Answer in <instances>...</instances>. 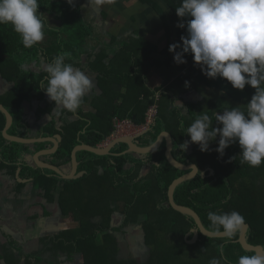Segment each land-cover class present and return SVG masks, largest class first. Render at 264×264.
I'll list each match as a JSON object with an SVG mask.
<instances>
[{
    "label": "trees",
    "instance_id": "1",
    "mask_svg": "<svg viewBox=\"0 0 264 264\" xmlns=\"http://www.w3.org/2000/svg\"><path fill=\"white\" fill-rule=\"evenodd\" d=\"M140 1L144 2L148 0ZM161 1L165 3L162 7H160L159 2L155 3L154 0L149 1L154 6H157V8H160V14L166 11H173L176 15V7H179L182 3V0ZM38 2V13H43L45 16L48 15V22L50 21V25L45 23V37L42 42L32 48H25L21 42V37L12 29L10 24L0 25V77L12 85L8 91L0 96V103L11 113L14 119L13 125L8 133L26 138L29 134V127L24 119L23 103L37 101L40 106H42V110L48 112H51L55 106L54 102L46 101L47 95L39 87L40 82L45 80L47 73L43 72L38 76L33 68L42 71L44 64L51 62L54 56L65 51L71 54L70 59L65 62L71 63L74 67L79 65L84 56H87L88 59L94 56L95 59L90 62L89 69L100 73L98 81L107 83L109 86H103L101 91V98H104L107 107L90 113L79 111L80 115L83 113V115H81L82 118L70 125L64 124L59 127L56 122L52 121L46 126L50 134H59L62 137V143H60L58 151L51 157L62 162V165L70 166L73 149L81 144L90 145L95 148L99 147L100 144L106 139L108 140L114 133L117 119H131L136 117L135 120H132L136 125L144 124L149 103L146 105L142 104L140 96L137 97L136 93L140 95L144 92L146 96H151V99L153 96L156 98L159 91L149 90L147 92V88L143 86V82H140L141 80L143 81L142 73L138 70L141 62L136 63L132 53H128V50L132 49L129 45H125L123 48V51H125L128 56L123 57V59L116 56L115 35L111 36L112 42L105 46L102 42L103 35L98 31V27L83 16L81 12L82 6L76 3L70 5L67 0H38ZM178 19L180 22L181 18L178 17ZM104 25L105 22L103 26ZM103 26L100 28L101 31ZM185 29L178 31L179 33L177 36L179 40L174 43H182L180 38L182 35H186ZM167 30L171 33L169 27ZM98 40L102 43L94 46V42ZM171 44L172 41L168 42V49ZM135 66H138L137 70ZM141 66L145 65L141 64ZM192 68L195 72L199 70V66L196 65H193ZM7 69H13L15 72L9 74ZM118 69L123 70L124 75L116 78L112 77L111 74L117 73ZM126 69L134 70L126 72ZM144 69L142 70L144 71ZM138 72H140V74H138ZM36 75L39 78H36ZM120 78H125L127 82L125 83L126 88L123 93L117 91V89H111L113 88L112 82L115 80L118 81ZM197 78L206 80L210 85L209 87H216L217 90L235 95L234 97L239 99L245 98L246 100H250L255 91L247 85L243 91L236 90L232 88L230 83L220 77L205 79L199 76ZM131 93L135 94L132 95ZM159 94H161V92ZM108 96L111 100L108 99ZM129 98L136 100L134 103L130 104ZM119 99H123V101L118 103ZM199 110L200 113L204 111V109L199 107L197 111H194L191 115L195 118ZM207 111L212 116L210 118L212 119L213 127H220V125L215 123V109H207ZM162 113L160 104L159 116L155 124L145 133V141L142 146H151L156 142L162 132H171L158 122L161 116L160 114ZM171 115L175 123L181 128V121L184 117L180 116L177 110L172 112ZM184 121L187 122L188 120L184 119ZM5 124L6 118L0 111V171L9 170L10 174L16 175L17 171L20 170L19 178H24L25 176L33 177V181H35L33 184L34 187L38 190H44L46 197L51 201L54 199L53 193L59 190V185L63 183L64 191H59L58 207L60 215L65 219L69 217L70 211L75 212L76 210L79 213L82 211L81 214L83 216L88 215V217L96 214L102 215L103 219L100 222L99 219H95L99 222L100 227L98 230L90 231L88 229L90 231L88 235L84 238L80 237L75 240L72 245L74 252L67 256V260L73 258L72 255H81L83 259L91 262V264H147V262L132 259L131 257H121L119 245L117 243V233L124 234L125 228L143 222L142 227L144 231L146 230L145 233L149 231L150 237V240L146 239L144 245L147 246L148 244L150 246V243L152 244V246L149 247V251L152 253V257L149 261L150 264H178L180 261L179 255L180 252H182L183 246L188 247L184 236L189 231V227L196 225L191 217L174 211L169 204L167 196L169 186L175 179L186 174V172L178 171L168 163L165 156V142L156 152L144 155L145 161L134 157L132 158L130 154H122L119 156L118 154L128 149L126 144H117L110 155L107 156L97 157L87 151L78 152L77 161L80 169L83 168L86 172L85 175L91 173L100 161H105V166L100 164V168H104L106 173L103 175L104 177H98L99 181L108 185V187L105 188L107 190V192H105L107 195L104 199L101 198L98 200V203L95 204L96 201H94V198L99 194L97 189L99 187H97V182L99 183L98 180L93 182V186L90 189L94 194L90 195L92 197L91 200V197L86 196L84 193L81 194V191H83V186L81 184L86 176L84 179L78 178L73 181H67L56 175L54 171H42L31 167L25 162L24 157L29 151V148L27 146L10 143L3 137L2 131ZM178 134H181V137H179L182 138L181 140L175 139L171 134L173 138L172 154L175 160L183 164L190 163L197 165L198 163L201 168L197 165L199 168L198 175L194 179L186 181L177 187L175 191V202L193 209L199 215L204 227L209 231L210 221L207 219L208 212L226 213L233 210L239 212L244 217L245 224L249 226L247 241L251 245L264 247V184H260L261 180L264 181V162H262L259 167L255 168L249 167L247 164H241L240 156L237 155V153L241 151L238 143L230 145L225 150L222 157L216 151L213 153H210V151L201 152L197 144L193 145L194 150L192 153L186 155L184 153L186 150L180 149L181 143L179 142L182 141L184 143L190 139L186 138L188 136L187 134L185 136V134L180 131ZM217 138H219V136H217ZM45 145L47 144L41 143L37 145V147L43 149ZM202 155L205 156L202 158L200 157ZM110 158L116 162L115 167L110 166ZM145 164L148 166L150 164L154 179L139 177ZM127 165H132L130 170L125 169ZM207 165H210L212 168L207 167ZM224 165H228L229 168H227V170L231 171L228 172L229 176L233 172L231 166H235L236 169L240 171L237 175L242 179H237L235 175L231 179V182L228 175H224L223 173L222 169ZM97 171L98 170L93 172L95 176ZM110 173L114 175L111 176ZM19 186L22 187V184H19ZM95 192H97V194ZM158 193L161 197L158 200L156 198L152 200L151 197ZM121 197L123 199L120 201ZM137 197L141 202L148 201V207L151 212L158 213L163 210L168 212L169 209L173 215L168 216L167 213L166 218H157L153 216L152 222H150L147 220L149 219L147 213L139 210ZM84 201L89 203L87 211L86 209L82 210ZM115 212L120 214V216L123 215V222L119 227L110 226L108 221L111 213ZM177 217L179 220L183 221V224H179ZM75 219L77 221L80 220L77 217H75ZM89 223L90 221L87 225H89ZM160 229L165 233L169 232V239L172 242L169 241L162 246L158 245L157 231ZM99 235L103 236V241L106 243L103 247H101V242L98 240ZM111 236H114L113 244L108 242ZM238 238L239 234L234 236L230 241L227 240V238L211 239L200 235L199 242L195 245L193 244L194 246H192V248H199V250L203 251L206 255L205 259H199L198 252L191 253L190 261L184 264H208L213 258H221L223 260V257L227 258V264H238L240 256H251L254 254L253 252H246L243 250L241 245L237 242ZM57 239L56 237L55 240ZM91 239L97 240V245L93 241L91 244ZM83 240H86V243H81ZM152 240H156L155 245ZM181 240L182 243L180 248L178 241ZM54 243L56 244V242ZM220 244L225 245L223 257L220 256L218 249V245ZM6 246L5 256L6 261L9 263L10 260H13L15 262L12 264H19L23 258L26 260L25 264H39L42 261V257L38 253H24L23 249H20L19 245L13 240L9 241ZM163 246H167L168 248H164ZM55 250H62V248L58 246ZM10 251L15 254L17 259L14 258ZM175 251H177L176 255ZM31 258H34L35 262H33ZM0 260L2 261L4 259L0 258Z\"/></svg>",
    "mask_w": 264,
    "mask_h": 264
},
{
    "label": "clouds",
    "instance_id": "2",
    "mask_svg": "<svg viewBox=\"0 0 264 264\" xmlns=\"http://www.w3.org/2000/svg\"><path fill=\"white\" fill-rule=\"evenodd\" d=\"M67 2L71 5L73 0ZM89 2L98 8L115 0ZM38 7V0H0V25L10 24L25 48L42 42L45 23L50 25L47 17L38 13ZM176 15L181 18L177 27L186 28V35L180 38L182 44L169 46L177 65L186 63L185 54H191L194 65L199 66L207 78L220 77L236 90L243 91L246 85L255 90L243 109L230 107L222 114H215V123L220 127H213L209 115H198L185 129L190 140L182 143L180 149L197 144L201 152H208L210 142L219 136L215 151L221 157L230 145L238 143L240 163L259 167L264 162V0H182L176 7ZM70 56L66 51L58 53L43 65L47 76L39 87L55 105L49 119L76 113L94 87L84 71L65 62ZM153 147L156 148V144ZM192 168H196L195 165ZM207 219L210 232L205 233L220 234L229 241L245 225L244 217L235 210L208 212ZM224 247V244L218 245L221 257ZM209 264H227V258H213ZM238 264H264V255H242Z\"/></svg>",
    "mask_w": 264,
    "mask_h": 264
},
{
    "label": "rangeland",
    "instance_id": "3",
    "mask_svg": "<svg viewBox=\"0 0 264 264\" xmlns=\"http://www.w3.org/2000/svg\"><path fill=\"white\" fill-rule=\"evenodd\" d=\"M111 4L115 5L114 7L115 9L116 3L114 2ZM150 5L153 8L160 10L159 8H157V6H154L153 4H150ZM107 6H109V4H107ZM108 12L111 14L112 12L111 8ZM161 14L165 22L167 23L168 20H170V17L167 16L165 13H161ZM46 17L49 20V16L46 15ZM105 38L107 39V41L105 40L106 41L105 43L109 44L112 38L111 35L105 34ZM102 42L98 40L94 42V46ZM94 59H95L94 56L90 57L89 59L87 58V56H84L83 60L79 63V65L76 66L78 68L80 67L79 69H81L82 71L85 72L86 75H88V77L92 80L93 86H94L92 91L84 98L82 102L83 104L79 109L83 113L84 112L86 113L88 110L89 111L94 110L95 107H96V111H99V109L101 108L105 109L107 107V104L104 98L102 99L101 96H98V95L100 94L99 88H102L103 86H106V85L108 86V84L98 81L97 77L99 75L92 73L91 71L87 72V69H86L88 68V64ZM145 67L147 66H141L140 64V67H138V70L142 71L141 69H144ZM33 70L36 72L38 76L40 73L44 72L43 70L40 71V70H37L36 68H33ZM133 70L134 69L132 70L126 69V72H131ZM7 72L9 74H13L15 71L13 69L12 70L7 69ZM138 74H140V72H138ZM37 75H36V78H39ZM111 75L112 77L116 78V77H120L121 75H124V72L123 70L118 69L117 73H113ZM164 76L166 75L164 74ZM3 80L1 77L0 96H2L7 90H9L12 87L10 83H7L5 80L4 81ZM96 81H97V84H96ZM116 83H117L116 80L112 82V85L114 86L113 87L114 89L111 88L112 90L116 89ZM203 83L208 84L206 81H203ZM117 86H119V84ZM216 91L217 92H214L215 93L214 95H212L211 91L210 92L208 91L206 93L208 95V99H205L203 102H201V107H200L204 109V111L200 113V110H199L195 118L198 115H202V114H207L210 117H212L208 113L206 106L207 105L209 106L213 101L214 102L217 101L218 99L217 96L222 95V93H220L219 90H216ZM158 93H160V91ZM225 95H227L228 98H230L234 102L240 100L239 98L234 97L235 95H232V94L230 95L229 93H226ZM156 98H157V95H156ZM156 98H154L153 96L151 98V101H155V103H157L158 101ZM108 99L111 100L109 96H108ZM221 100H219L218 103L216 104L219 105L220 103L221 105L227 106L226 101L223 99ZM46 101L50 102L48 99V96H46ZM133 102H134V99H133ZM92 103L94 105H92ZM167 104H168L167 101L163 102V106H166ZM161 106H162V103H161ZM242 108L244 107L242 106ZM25 109L26 111L24 114V119L26 122H29V124H31L29 127L30 128L32 127V131L30 132V134L32 135L31 138H37L41 134L43 128H45V126L52 121L56 122L59 125V127H61L64 124L68 125V124H72L76 122L75 119H78L81 117V115H83V113H81L80 117L79 116L76 117L74 116L75 113L74 114L64 113L60 117H52L51 119H49L50 114H44L42 111V106H40L39 102L37 101L33 102V105L26 104ZM211 109H215L216 112L214 113V115L216 113L222 114V112L217 110V108L211 107ZM184 110H186V107L183 109L181 107V111L183 113H185ZM223 110H225V108L222 109L221 111ZM177 112L180 114V116H183L185 120H188L187 122H185L184 119L182 120L183 127L180 128L178 124L175 123L173 116L165 112L160 114L161 116L159 117L158 122H160L164 126V128H166L167 130H170L171 131L170 133L174 136L175 139L181 140L182 138H179L181 137V134H178L179 131L185 134V129L191 125V123L195 120V118L190 119V116L188 114L185 113V115H182L180 111H177ZM38 114H41L42 118H38ZM133 124L135 126H141V125H136L134 122ZM119 125H121V127L123 128L124 130L123 132L127 134L128 133L127 131L130 129L129 128L130 124L118 122L116 124V127ZM48 131L49 130L46 127L45 133L48 134ZM122 137L126 138L129 136L124 135ZM186 138L190 139L189 136H187ZM108 140H110V138H108ZM108 140L106 139L102 144H100V147L109 144ZM218 140L219 138H216L215 141L210 142V145H209L210 153H213L216 147H218ZM179 143L182 144L183 142L180 141ZM193 145L194 144H189L188 148L185 151L187 155H190L192 151L194 150ZM31 148H34V147H31ZM190 149H191V152L189 153ZM238 153H240V151ZM238 153L237 155L240 156ZM204 156L205 155H202L200 157L203 158ZM138 157L143 159L144 155L143 156L138 155ZM0 160H1V157H0ZM43 161L50 162V160L46 158L43 159ZM197 165L199 166V168H201L198 163ZM227 168H229L228 165L223 166L222 170H223L224 175H228L229 174L228 172H231L230 170H227ZM231 168L233 169V172L230 176L228 175L229 180H231L235 175L237 176V179L240 178L237 175L240 171H238V169H236V167L233 165L231 166ZM150 169H151L150 164L149 166L146 165L145 167H143L142 171L140 172L139 177L140 178L147 177V178L154 179V174ZM5 172L8 176L3 173L2 174L0 173V212H4V215L6 214L7 221L5 219L2 224L0 223V227L6 229V231L10 233V236L9 237H4L3 235L1 236V231H0V240H4L6 245L9 243V241H12V240L15 241L18 245L22 246L24 253H36V254L38 253L42 257V261L39 264H86V263L91 264V262L86 261V259H83L81 255L80 256L72 255L73 258H71L70 260H67V256H69L70 254L74 252L72 245L75 242V240H77L80 237L84 238L86 235H88V233H90V231H96L98 230L100 226L99 224L93 223V222H90L89 225H87L89 221L85 220V217L84 218L82 217V214H81L82 211L80 213L77 212V210L75 212L74 211L69 212L70 214L67 219H65L64 217L60 215V210L58 207L59 206L58 196H59V191H62L64 189L63 183L59 185V190H56L53 193L54 199L51 201L46 197L44 190H41L40 192H38L36 191V189L34 188L32 184L26 185L24 186L23 189H21L20 186H18L20 182L14 177H12V174L9 173V170L8 171L6 170ZM95 180H98V177L96 176L93 177L92 175H90L82 184L83 191H81V194L84 193L86 196L91 197L90 195H92L93 193L91 192L90 189L93 186V182H95ZM233 181H237V180H233ZM260 184L263 185L264 181L261 180ZM95 193L97 194V192ZM106 195L107 193H105L102 196V198L105 197ZM160 197L161 195L158 193L156 195H153L151 199L155 200L156 198L158 200ZM122 199L123 198L121 197L120 201ZM91 200H92V197H91ZM98 200L95 202V204L98 203ZM137 203H139L138 204L139 210L148 213L149 218H152L153 216L157 218L158 217L166 218L167 213H168V216L173 215L171 210L169 209H168V212L163 210L161 212H158L159 214L151 212L148 207V201L141 202L138 199V197H137ZM88 204H89L88 202L84 201V207L82 208V210L83 209L85 210ZM72 215L80 219L81 225H78L73 222L69 223L70 221L73 220ZM89 219L90 221H93L91 217H89ZM95 219H99V221H101L103 218H98L96 216ZM1 220L3 221L2 217H0V221ZM108 221H109V224H111L112 226L119 227L121 226L123 222V217L117 215L116 213H111L110 219ZM178 222L179 224L180 223L183 224L182 220L178 219ZM142 226L143 225H141L140 227L133 226V227H127V229L125 228V235L121 233L120 234L117 233V243L119 245V253H121V257H131L132 259L141 260L143 262H147V264H150L149 261L152 257V253L149 251L150 249L149 247L152 246V244L150 243V246L148 244L147 246L144 245V243H146V239L150 240V237H149V231L145 233L146 230L144 231V228ZM82 227H85V228H82ZM168 233H165L161 229L157 231L158 241H159V243L157 242L158 245L162 246V245L167 244L169 241H171L169 239ZM56 237L58 238L57 240H55ZM113 239H114V236H111L108 242H111V244H113L114 242ZM98 240L101 242V247H103V245L106 244L103 241L102 235L98 236ZM92 241L97 245V240L91 239L90 241L91 244H92ZM155 241L156 240H152L154 245H155ZM54 242H56V244ZM81 243L83 244L86 243V240H83ZM181 243H182V240L178 241V244H180V248H181ZM58 246H60L62 250H57L58 251L57 252L55 249H57ZM192 246L194 245H191V246L188 245V247L183 246V249H182L183 253L180 252V255H179L180 261L178 262V264H184L185 262H189L191 253H196V252L199 253L198 255L199 259H203V258L205 259L206 255L204 254V252L199 250V248H196V249L194 247L192 248ZM163 247L168 248L167 246H163ZM176 252L177 251H175V255H176ZM21 264H24L23 261Z\"/></svg>",
    "mask_w": 264,
    "mask_h": 264
},
{
    "label": "crops",
    "instance_id": "4",
    "mask_svg": "<svg viewBox=\"0 0 264 264\" xmlns=\"http://www.w3.org/2000/svg\"><path fill=\"white\" fill-rule=\"evenodd\" d=\"M149 1L150 0L144 1V2L140 0H136V1L115 0V3H116L115 9H114L115 7L114 4H109L110 7L107 6V4H104L97 8L91 5L89 0H73V3H76L82 6L81 12L83 16L87 18L90 22H93V24H95L96 27H98V31L101 32V35H103L104 37V38L102 37L103 38L102 41L104 42L105 46L109 45L112 42V38H111V41L109 44L105 43L107 41V39L105 38V33L106 35L116 36V41H115L116 56H118L120 59H123V57L125 56L128 57L127 53L123 51V48L125 45H129L132 49L128 50V53H132L134 61H136V63L141 62V64H145V66L147 65L144 71L141 69L143 81L141 80L140 82L141 83L143 82L144 84L143 86L147 88V92L149 90L161 92V94L158 93L156 99L158 101L157 102L158 105L162 103L161 110L163 113L165 112L168 114H172V112H175L177 110V111H180L182 115H185L186 113L190 116L194 111L195 112L197 111L196 108L198 109L199 107H201V102H203L205 99H208V95L206 93L208 91L209 92L211 91L212 95H214L215 94L214 92H217L216 91L217 89L216 87H213V86L209 87L210 86L209 84H204L203 81H206V80H203L202 78L201 79L197 78L198 76H201L205 79L207 77L202 74L200 67L197 72L193 70L192 66L194 65V61H193L191 54H185L184 58L187 62L184 64L177 65L174 62V59L172 58L173 53H170L168 49V42L172 41V44H173L175 41L179 40L177 35L179 33L178 31H180L181 28L177 27V24L179 23L178 16L175 15L173 11L171 12L166 11L165 14L170 17V20H168V22L166 23L163 16L159 13V10L153 8L150 5L151 3ZM154 2L155 3L159 2L160 7H162L165 4L161 0H154ZM110 8L112 11L111 14L108 12ZM104 22H105V25L103 26ZM102 26H103V29H102L103 32L100 29ZM168 27L171 33H169V31L167 30ZM89 67H90V63L88 64V68H86L87 72L91 71L92 73H95L98 75L100 74L98 72H95L89 69ZM135 69L137 70V66H135ZM164 74L166 76H164ZM123 81H125V78L124 79L120 78V80L116 81L117 82L116 89H118L117 91H120L121 93L125 92V87H126L125 83H127L126 81L125 82ZM96 84H97V81H96ZM118 84L119 86H117ZM101 89L102 88H99L100 94L98 96H101L102 94ZM220 93H222V95L217 96L218 97L217 101L215 102L213 101L209 106L207 105L206 109H211V107H213V108H217L220 112H222L221 111L222 109L224 108L228 109L232 106H241V108L242 106L245 107L244 105H246L250 101L249 99L247 100L240 99L234 102L233 100L228 98L227 95H225L226 94L225 92L223 93V91H220ZM131 94L134 95L135 93H131ZM136 95L137 97L140 96V100L145 105L148 103L149 105L155 103V101H151L150 99L151 96L149 97L146 96L144 92H142V94L140 95L136 93ZM221 99L226 101L227 106L221 105L220 103L219 105L216 104ZM122 101L123 99H119L118 103H121ZM164 101H167L168 103L166 106H163ZM129 102L130 104L134 103L133 99H129ZM26 104L33 105V102L23 103L22 108L24 110V114L26 111L25 109ZM92 105L94 104L92 103ZM181 107L182 109L186 107V110H184L185 113L181 111ZM42 111L44 114L51 113L46 110H42ZM79 111L80 110H78L74 116L80 117ZM91 111L95 112L96 110L94 108V110H91ZM91 111L88 110L86 113H90ZM38 118H42V115L38 114ZM81 118L82 117L75 119V120L77 121ZM193 118L194 116L191 115L190 119H193ZM135 119L136 117H133L131 119L130 118L117 119V121L119 120H131L132 121ZM27 123L29 127L31 124H29V122ZM46 126L45 128H43L41 134L37 138H33V139H38V138L40 139L44 137L50 138V137H56L59 135V134H50V131H48V135H46L47 134V133L45 134ZM31 131H32V127L31 128L29 127V134L26 136V138H31L32 136L30 134ZM43 144H47L45 145L43 149L38 150L39 147H37V145H40V144H37L36 146H32L34 147L33 152L29 150L26 153V155H30L27 157V160L29 161V162H26L27 164L31 166L32 160H30V158L35 153L46 149V147H48L49 149H52L54 147L52 142H46ZM190 152H191V149L189 153ZM131 157L145 161V157L142 159L138 157V155H135V154L131 155ZM44 158L49 159L51 158V156L44 157ZM145 166L146 164L144 165V167ZM207 167H210V165H207ZM71 168L72 167L70 165V168H66V169L70 170ZM5 171H0V173L7 175ZM18 172H20V170ZM12 177L17 178L16 175H12ZM18 181L20 182L19 184H22V187L20 188L23 189L24 182L21 180H18ZM41 190L42 189L40 190L36 189V191L38 192H40ZM0 217L3 218V221L2 220L0 221V223L2 224L4 220L6 219V214L4 215V212H0ZM0 231H1V236L2 235L4 237L10 236V233L7 232L6 229L0 227ZM5 247L7 246L4 240H0V254H1L0 258L4 259L2 261L0 260V264H7V263L12 264L15 261L10 260V263L6 261V256H5L6 248ZM19 248L21 249L22 246L19 245ZM10 253L13 254L14 258H16L15 254L12 251H10ZM2 256H4L5 258ZM22 261L25 264V261H26L25 258H23L20 262L18 261L19 264H21Z\"/></svg>",
    "mask_w": 264,
    "mask_h": 264
},
{
    "label": "water",
    "instance_id": "5",
    "mask_svg": "<svg viewBox=\"0 0 264 264\" xmlns=\"http://www.w3.org/2000/svg\"><path fill=\"white\" fill-rule=\"evenodd\" d=\"M0 111L2 112V114H4V116L6 118V124H5L3 131H2V135L6 141H8L10 143H15V144L27 146L29 148V150L32 152L34 150H33V148H30V146L32 147V146H36L37 144L52 142L54 145V147L52 149L41 150V151L35 153L30 158V160L34 161L39 169L54 171V173L61 176L64 180H71L72 179L70 176H66L64 174V172H65L64 170L62 172L60 168L41 160V157L44 158L47 156H52L53 154H55L58 151L60 143L62 142L61 136L58 135L56 137H50V138L46 137V138H40V139L39 138L33 139V138H22L19 136L11 135L8 132L13 125V121H14L13 116L1 103H0ZM143 134H144V132L139 134L137 137L129 136L126 138H123V137L116 138V141L113 144H111L109 147L105 148L104 150L101 148H98V147L95 148V147H92L90 145H85V144H81V145L75 147L74 150L72 151V154H71V167H72L71 173L74 174L78 171V166H79V163L77 161L78 152L87 151V152H90L91 154H93L95 156H102V155L110 154L109 150L111 148H113V146L115 144L116 145L117 144H126L128 146V151L123 153V154L133 153L135 155L143 156V155L151 154L154 151H156L158 148H160L162 140L165 137L166 143H167L165 156H166L168 163L172 167H174L176 170L186 172V174L180 176L179 178L175 179L172 182V184L169 186L168 192H167L168 201H169V204L172 207V209L174 211L182 214V215H186L188 217H191L195 221L197 230H195V229L191 230V232L186 235V239L188 237H190L191 234H193V239H192V241L189 242V244H194L197 242L199 234H201L207 238H211V239L225 238L224 236H222L220 234H217L216 236L207 235L206 233L210 232V231L204 227L199 215L193 209L188 208L186 206H181L175 202V191H176L177 187L186 181L194 179L198 175V168L196 166H195L196 168H192L193 164H188V163L183 164V163H180L174 159V157L172 155V138H171V135L169 133L163 132L158 137L157 141L148 147L142 146L141 141H138L142 136H144ZM155 144H156V148L153 147ZM27 157H28V155H25V162H29L27 160ZM16 175L18 176L19 172ZM82 175H83V173L80 176H82ZM80 176H78L75 179L80 178ZM248 232H249V226L247 224H245L239 233V238H238L237 242L241 245L243 250H245L246 252H253L254 254L264 255V247L251 245L247 241Z\"/></svg>",
    "mask_w": 264,
    "mask_h": 264
},
{
    "label": "flooded vegetation",
    "instance_id": "6",
    "mask_svg": "<svg viewBox=\"0 0 264 264\" xmlns=\"http://www.w3.org/2000/svg\"><path fill=\"white\" fill-rule=\"evenodd\" d=\"M138 135V134H137ZM141 137V136H140ZM138 141H141V144L143 145L144 144V141H145V134H144V136H142ZM62 143V142H61ZM166 143V142H165ZM164 143V144H165ZM176 143V142H175ZM79 146V145H78ZM165 146H166V144H165ZM77 147V146H76ZM46 149H49L48 147H46ZM40 150V149H39ZM74 150V149H73ZM174 150H175V147H174ZM128 150L126 149L124 152H122V153H120V154H118L119 156L120 155H122L123 153H125V152H127ZM172 152H173V149H172ZM175 152H176V150H175ZM184 153L186 154V152L184 151ZM187 155V154H186ZM98 157V156H97ZM42 158V160L43 159H45V158H43V157H41ZM55 158V157H54ZM49 160H50V162H47V161H45V162H47V163H49V164H52V165H54V166H56V167H58V168H60L61 169V171L63 172V170L65 171L64 172V174L66 175V176H70L72 179L71 180H67V181H73V180H75V178H77L78 176H80L82 173H83V175L82 176H80V178H82V179H84V177L86 176V178L83 180V182H82V184L84 183V181L90 176V175H92L93 177H95V175L93 174V172H95L96 170H98L97 171V174H96V176L98 177V176H100V177H104L103 175L106 173L105 172V169L104 168H100V164H103L104 166H105V161H100L99 162V164L91 171V173H88L87 175H85L86 174V172L83 170V168L82 169H80V167L78 166V171L76 172V173H74V174H72L71 172H72V168L69 170H66L65 168H68V166H66V165H62V162H60V161H58L57 159H54V160H52V157L51 158H49ZM188 161V160H187ZM109 164H110V166H112V167H115L116 166V162L113 160V159H109ZM31 167H33V168H35V169H39L38 168V166L35 164V162L34 161H32V163H31ZM132 167V165L130 166V165H127V166H125V169H129L130 170V168ZM70 168V167H69ZM87 168H88V166H87ZM40 170H42V171H44L43 169H40ZM151 170V169H150ZM152 171V170H151ZM17 173H18V171H17ZM16 173V174H17ZM20 173V172H19ZM56 174V173H55ZM56 175H58V174H56ZM110 175L111 176H113L114 174H112V173H110ZM17 176V175H16ZM59 176V175H58ZM60 178H62L61 176H59ZM15 179H17V180H21V181H23L24 182V186H26V185H29V184H34V182L35 181H33L34 179H33V177H28V176H25L23 179H21V178H19L18 176H17V178H15ZM63 179V178H62ZM64 180V179H63ZM98 181H99V177H98ZM81 184V185H82ZM99 186V187H98ZM97 189H98V191H99V194H98V196H96L95 198H94V201H97L98 199L100 200V198H102V196L105 194V192H107V190L105 189V188H107L108 187V185H105V183L104 182H102V181H99V183L97 182ZM62 191H64V189L62 190ZM59 197V196H58ZM105 197H103L102 199H104ZM182 206V205H181ZM87 208L88 207H86V211H87ZM71 212V211H70ZM116 213V212H115ZM145 213V212H144ZM117 214V213H116ZM117 215H119L120 216V214H117ZM99 217V218H102V215H100V214H96V215H91L90 217L92 218V220L93 221H90V219H89V217H88V215H82V217L84 218L85 217V220H87V221H90V222H93V223H97V224H99V222H97L96 220H95V217ZM123 215H121V217H122ZM147 216H149V214L147 213ZM72 217H73V221H70L69 223H71V222H73V223H76V224H78V225H81V221L79 220V221H77L76 219H75V217H74V215H72ZM148 221H150V222H152V218H149V219H147ZM136 224V223H135ZM141 225H143V222H139L138 223V225H133V226H135V227H140ZM196 225V224H195ZM110 226H112L111 224H110ZM132 226V227H133ZM112 227H116V226H112ZM129 227H131V226H129ZM193 228H197L196 226H192V227H189V231L187 232V234L188 233H190L191 232V230L193 229ZM127 229V228H126ZM122 234V233H121ZM186 234V235H187ZM124 235H125V233H124ZM127 235V234H126ZM186 235L184 236V239H185V241L187 242V244L188 245H193V244H189V242L190 241H192V239H193V234H191V236L190 237H188L187 239H186ZM200 235L201 234H199V236H198V240H197V242L196 243H194V245L195 244H197L198 242H199V237H200ZM221 239H225V238H221ZM142 248V247H141ZM31 260L33 261V262H35L34 260V258H31Z\"/></svg>",
    "mask_w": 264,
    "mask_h": 264
},
{
    "label": "bare ground",
    "instance_id": "7",
    "mask_svg": "<svg viewBox=\"0 0 264 264\" xmlns=\"http://www.w3.org/2000/svg\"><path fill=\"white\" fill-rule=\"evenodd\" d=\"M158 115H159V105L157 104V103H153V104H151V105H149V108H148V110H147V113H146V117H145V123H144V125H145V130H144V134L145 133H147L149 130H150V128L152 127V125H154L155 124V122H156V120H157V118H158ZM166 132V131H165ZM163 133V132H162ZM161 133V134H162ZM166 133H169V132H166ZM160 134V135H161ZM170 134V133H169ZM159 135V136H160ZM171 135V134H170ZM171 138H172V135H171ZM158 139V138H157ZM116 141V126H115V131H114V133L112 134V136L110 137V140H108V142H109V144H107V145H104V146H102V147H98V148H101V149H105V148H107V147H109L111 144H113L114 142ZM157 141V140H156ZM164 142H166V139H165V137L163 138V140H162V143H161V146L163 145V143ZM166 144V146H167V143H165ZM161 146H160V148H161ZM116 147V144L113 146V148H111L110 150H109V153H111V151L114 149ZM160 148H158L157 150H159ZM172 148H173V138H172ZM156 150V151H157ZM156 151H154V152H156ZM153 152V153H154ZM107 155H110V154H106V155H102V156H107ZM148 155V154H147ZM173 155V154H172ZM175 159V158H174ZM188 164H190V163H188ZM158 165V164H157ZM193 165H195V164H193ZM197 168H198V166L197 165H195ZM198 173H199V168H198ZM203 224V223H202Z\"/></svg>",
    "mask_w": 264,
    "mask_h": 264
},
{
    "label": "built area",
    "instance_id": "8",
    "mask_svg": "<svg viewBox=\"0 0 264 264\" xmlns=\"http://www.w3.org/2000/svg\"><path fill=\"white\" fill-rule=\"evenodd\" d=\"M118 122L119 123H128V124H130L129 125L130 129L127 131L128 133L126 134V133L123 132L124 130L121 127V125L117 126L116 127V138L120 137V136H124V135H136V134H139L141 132H144V130H145V125L144 124H142L141 126H135L131 120H119V121L116 120V124Z\"/></svg>",
    "mask_w": 264,
    "mask_h": 264
}]
</instances>
